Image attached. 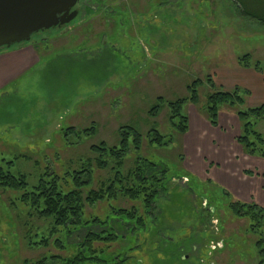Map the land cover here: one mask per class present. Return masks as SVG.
Here are the masks:
<instances>
[{"label":"rangeland","instance_id":"rangeland-1","mask_svg":"<svg viewBox=\"0 0 264 264\" xmlns=\"http://www.w3.org/2000/svg\"><path fill=\"white\" fill-rule=\"evenodd\" d=\"M90 1L86 2L91 8L99 5L98 0ZM108 4L112 11L122 13L115 16L114 25L112 19L106 25L97 16L84 21L81 17L79 24L73 21L63 31L36 36L29 42L36 46L37 60L0 90V159L28 156L30 161H17L12 172L22 171L35 183L47 168L60 175L74 169L80 160L92 156L91 146L101 142L114 146L121 125H131L143 135L156 126L172 143L160 148L145 146L136 155L164 165L173 178L171 186H187L194 197L209 199L217 209L210 214L203 211L196 228V216L181 203L180 195L168 193L172 200L165 210L176 222L172 239H166L162 232L161 251L157 253L150 247L149 236L145 243L149 248L143 247L139 251L142 254L130 253L133 257L128 264H257L256 235L250 233L247 220L235 218L226 205L230 199L254 202V193L245 194L238 185L255 184L257 180L249 179L246 172L258 178L254 172L262 171L260 166H248L249 156L243 160L245 166L243 161L237 163L240 157L231 154L227 142L222 144L217 142L218 135L216 139L214 134L213 138L208 135L211 125L203 109L210 91L209 78L225 91L234 87L252 91L253 98L245 100V108L264 104V88L258 85L263 87L262 82L241 77L237 80L242 83L240 87H228L238 78L233 79L232 74L244 72L239 71L244 70L238 65L239 58L249 55L250 64H264V25L241 17L232 0H112ZM26 51L22 57H32L34 51ZM196 80L202 82L199 102L184 105L189 120L186 134L172 130L167 123L168 111L162 106L154 119L148 116L157 98H183L186 86ZM220 112L221 128L216 132L236 141L242 131L236 113L228 108ZM91 125L96 128L91 137L63 138L68 127L79 130ZM255 129L264 135V121ZM130 164L128 160L125 168ZM213 170L223 178L238 179V187L231 192L221 182L211 180ZM109 173L97 171L95 178L101 181ZM183 174L189 184L185 178L179 179ZM207 180L212 185L204 189L201 185ZM3 194L0 191V264H22L24 259L35 261L47 255L45 250L28 248L24 238L31 226L32 239L37 240L33 235L41 232L45 222L24 215L18 205L9 206ZM103 208L91 213L103 216ZM159 224L158 220L157 228ZM133 242L129 240L116 252L118 255H102L103 264H117ZM48 249L56 254L52 244ZM115 249L118 247L110 250Z\"/></svg>","mask_w":264,"mask_h":264},{"label":"trees","instance_id":"trees-1","mask_svg":"<svg viewBox=\"0 0 264 264\" xmlns=\"http://www.w3.org/2000/svg\"><path fill=\"white\" fill-rule=\"evenodd\" d=\"M232 1L237 4L241 17L264 25V0ZM123 14L127 13L123 12ZM91 15L94 16L88 18ZM117 15L122 13L112 11L106 3L97 9L88 7L84 13L81 10L74 22L79 24L82 22L81 17L82 20H90L97 16L106 25L109 24L106 23L107 20L112 19L114 25V18ZM72 23L67 27H71ZM49 33L46 31L33 35L31 40ZM250 62L249 55L238 59V65L242 68H253L263 72L264 64L260 62L250 64ZM201 84L199 80L191 82L186 86V96L174 101L157 98L154 105L149 108L148 116L154 119L162 106V109L168 111L167 123L172 130L179 135L186 134L189 120L184 112V105L198 104V89ZM207 85L210 91L206 94L203 113L209 124L214 128L218 127L220 111L224 108L233 110L242 130L236 138V143L246 156L264 159V135L255 129L258 122L264 121V104L245 108V100L251 95L249 91L238 87L225 91L214 85L210 78L207 80ZM95 130L93 125L88 129L79 130L68 127L64 130L63 138L91 137L95 134ZM171 141V138L168 139L156 126L149 128L143 135L131 125H121L117 130V143L114 146H108L103 142L91 146L89 151L92 156L80 160L74 169L66 170L60 175L47 168L38 176L35 183L30 182L31 177L22 171L12 172L17 161L29 162L28 156H18L12 161L0 159V191L7 197L6 202L9 201V206H20L25 211L24 215L35 216L46 224L40 233L35 230L33 236L37 240L32 239L31 226L27 228L24 238L28 248L45 250L48 254H43L35 261L24 259L22 264H103L105 261L102 255L114 256L132 239L134 242L127 248L128 254L120 256L117 262V264H128L129 259L133 257L130 253L135 251L133 254H142L139 251L147 247L145 243L148 242L149 236H151V245L149 244L151 249L159 253L162 232H165L163 236H166V239L171 240L176 223L172 222L174 221L171 218L172 213H166L167 209L165 210L171 204L169 200H172L168 193L174 192L180 195L181 203L183 202L185 207L196 216L194 225L196 228L199 227L201 213L205 211L210 214L216 211L217 207L212 206L205 197H194L193 191L187 186H171L173 178L169 177L164 165L136 155V152L144 149L145 146L160 148L169 145ZM128 160L131 164L125 168ZM107 170L110 172L107 178L101 181L95 178L97 171ZM246 174L251 175V172ZM184 178L189 184L190 180L186 178V174L179 179ZM210 185L212 182L207 180L201 187L206 189L205 187ZM222 195L230 197L228 192H223ZM216 199L214 198V201ZM207 203L209 204L206 207ZM102 205L105 207L103 208ZM100 207L103 208V216L91 213ZM226 208L235 218L247 220L250 233L256 235L257 264H264V208L252 201L240 202L233 199L227 201ZM158 220L159 228H157ZM78 236H81L79 240L68 243V240ZM51 244L56 254L49 252L48 248ZM112 247L118 249L110 250ZM181 251L185 250H179L180 253ZM181 257L184 256L181 254Z\"/></svg>","mask_w":264,"mask_h":264},{"label":"water","instance_id":"water-1","mask_svg":"<svg viewBox=\"0 0 264 264\" xmlns=\"http://www.w3.org/2000/svg\"><path fill=\"white\" fill-rule=\"evenodd\" d=\"M78 0H0V50L28 43L39 32L68 25Z\"/></svg>","mask_w":264,"mask_h":264},{"label":"crops","instance_id":"crops-1","mask_svg":"<svg viewBox=\"0 0 264 264\" xmlns=\"http://www.w3.org/2000/svg\"><path fill=\"white\" fill-rule=\"evenodd\" d=\"M28 47L31 48L34 52H31L32 57L26 59V58L22 57V55L24 52L25 53L27 52L26 49H29ZM36 56H37L36 46H34L32 44H27L24 47L20 46V47L11 48L8 50H1L0 51V90L4 89L6 86L11 84L14 80L19 78L18 76H20L24 71H26L33 64V62L37 60ZM12 61H15V62L12 63ZM239 71H244V72H242V73L238 72L237 74H232L233 79H234V77H238V78H236V80H234V81L231 80V86H228L229 88H233L234 86L240 87L242 83L240 84V82L237 80L241 77H249V78L253 79L256 83L262 82L263 87L261 86V83L258 85H260V89L263 90V88H264V82H263L264 73L263 72L256 71L253 68H246L244 70L240 69ZM232 75H230V76H232ZM230 76L228 75V77H230ZM244 90H247L251 93L249 98L252 99L253 98V92L250 91L249 89H244ZM262 101H264V100H262ZM221 119H222V117H221V112H220L219 119H218L219 124H220L219 120H221ZM238 124L239 123L237 122V125ZM208 126H210V124H208ZM220 126L218 128H214V127L210 126L209 131H208L209 132L208 135H210L211 138H213V134H214V136H215L214 139H216L217 135H218L219 137H218L217 142L220 141L222 144L224 142L225 145L228 143L229 147H230V151H232L231 154L234 155V153H236L238 158L240 157L238 160H236L237 163H240V161H243V160L245 161L246 155L243 153L242 148L236 143V141L233 140L232 138L230 141L226 140L225 137L222 138L223 135H220V134H218L219 132L218 133L216 132V130H219L221 128ZM225 142H227V143H225ZM229 154H230V152H229ZM225 157H227V156H225ZM229 157H230V159H232L231 156H229ZM247 158L249 159L248 166L253 165L256 168H257V166H260L259 168H260V171H262V172L261 173L254 172V175L258 174V176H259L258 178L253 176V174L248 175L249 179L251 178L252 180H255V179L257 180L255 182V184L250 183L247 186H243L245 184L238 185V186L241 187L242 190L244 189L245 194L249 193V192H253L254 193L253 201L264 208V174H263L264 173V159H260V158H256V157H247ZM244 161L241 162V165L245 166ZM215 170H213L209 174L210 179L213 180L214 182H216V181L219 183L221 182L222 186L226 187L229 191L232 192L236 188L235 186H237L236 182H239V180L238 179L234 180L231 178H223L220 174H216L217 170L216 171ZM238 177H239V175H238Z\"/></svg>","mask_w":264,"mask_h":264},{"label":"flooded vegetation","instance_id":"flooded-vegetation-1","mask_svg":"<svg viewBox=\"0 0 264 264\" xmlns=\"http://www.w3.org/2000/svg\"><path fill=\"white\" fill-rule=\"evenodd\" d=\"M88 0H78L77 4H76V7H75V10L78 11V13L81 12V10H83V12H86V10L88 9V4L87 2ZM94 0H91L90 2H93ZM99 2H97V4H99L98 6L95 7V9L101 7L102 5H105L106 3H108L109 1H112V0H98ZM95 3V2H94ZM68 26V25H67ZM66 25L64 26H61V27H55L54 29H51V30H48V32H54V31H63L65 29V27H67Z\"/></svg>","mask_w":264,"mask_h":264}]
</instances>
